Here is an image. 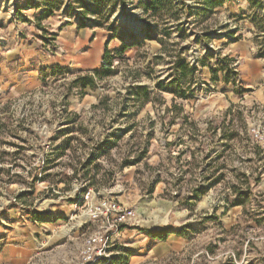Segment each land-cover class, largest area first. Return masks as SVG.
<instances>
[{
  "label": "rangeland",
  "instance_id": "obj_1",
  "mask_svg": "<svg viewBox=\"0 0 264 264\" xmlns=\"http://www.w3.org/2000/svg\"><path fill=\"white\" fill-rule=\"evenodd\" d=\"M174 1L178 19L154 20L140 0H0L11 74L0 87V253L12 254L0 264H91L83 245L102 222L85 212L103 201L135 213L109 264H264V149L251 136L264 106L239 81L242 55L264 59V0ZM71 24L94 30L88 64L99 70L59 41L54 27ZM123 45L135 46L116 74L96 76L106 47ZM157 83L167 92L150 104L128 101L129 87Z\"/></svg>",
  "mask_w": 264,
  "mask_h": 264
},
{
  "label": "trees",
  "instance_id": "obj_2",
  "mask_svg": "<svg viewBox=\"0 0 264 264\" xmlns=\"http://www.w3.org/2000/svg\"><path fill=\"white\" fill-rule=\"evenodd\" d=\"M143 1L144 0H140L141 4L143 5V8H144L145 16H148L154 20L155 19H161L163 17L162 14L171 15V17L174 19H178V17H179L178 12L176 11L177 7L175 5L174 0H146L147 3H145V4H143ZM203 2L205 5V8L209 9V10L214 9V8L222 5V3H220L217 0H203ZM46 17H47V15H45L41 19H45ZM147 28L151 29L152 25L148 24ZM169 35L170 34L167 31L165 33V36H169ZM146 39L152 40L150 37V33H148ZM134 46L135 45H131V46L123 45L120 50H115V51H109L108 47H106V52H105V56L103 59L104 65H103L102 71H101V73H97L96 76H98L99 78H103V77H109V76L115 75L116 72L113 71L114 59L117 58L120 60H125V54H126L127 50L131 49ZM162 50H163V52H165L164 48ZM185 67H187L186 64L182 63L181 68L185 69ZM78 81L82 83L83 89H86V88L94 89L96 87L95 79L92 77L80 78V79H78ZM128 91H129V94H128V101L129 102L135 103L136 105H140L141 107H145L146 105L150 104L155 99V97L157 95L156 91L159 93L167 92V88L164 87L162 83H157L155 85L154 90H152L148 86L140 85V86L129 87ZM175 108L177 109L178 114L183 112L182 108H179L178 106H175ZM209 124L212 125L213 122H210ZM231 126H232V124L229 126L230 128L223 130V134H224L223 138L227 139L229 141H232L233 139L238 137V133H236V131H234L231 128ZM208 130L213 131V135H216L218 133L219 128L218 127H215V128L211 127ZM92 163H93L92 161L88 162L87 164H85V167L88 168ZM86 177H88V178L90 177V171H86ZM35 180L37 181L38 179H35ZM89 181H91L92 183L95 182V180L93 181V178H91V177H90ZM93 185H94V183H93ZM169 234L170 233L168 231H166L164 233H159V234L154 235V238L165 241Z\"/></svg>",
  "mask_w": 264,
  "mask_h": 264
},
{
  "label": "crops",
  "instance_id": "obj_3",
  "mask_svg": "<svg viewBox=\"0 0 264 264\" xmlns=\"http://www.w3.org/2000/svg\"><path fill=\"white\" fill-rule=\"evenodd\" d=\"M58 32V39L62 42L65 47H68L70 50H74L77 53L80 52L78 49H82L83 53L81 54L82 63L87 72L99 70V68H93L89 65V61L93 58V52L95 50V45L98 42V37L94 35V30L89 28H79L76 24H71L67 26L59 25V27H54ZM11 32V31H9ZM9 40V39H8ZM6 41L5 44H9V41ZM245 58L246 66L244 67L243 77L239 78L240 83H242L246 89L248 97L247 100L253 103L262 104L264 106V59L258 58L254 50L251 53L242 55L241 60ZM103 59V57H102ZM9 58L6 57L0 58V87L4 88L5 77H9L10 74V62ZM80 65V64H77ZM10 247V246H9ZM12 253L16 249L21 247L11 246ZM3 253V254H2ZM0 253V262L1 261H10L12 260V254L4 255V252Z\"/></svg>",
  "mask_w": 264,
  "mask_h": 264
},
{
  "label": "built area",
  "instance_id": "obj_4",
  "mask_svg": "<svg viewBox=\"0 0 264 264\" xmlns=\"http://www.w3.org/2000/svg\"><path fill=\"white\" fill-rule=\"evenodd\" d=\"M251 136L256 143L264 149V123L256 124L252 127ZM88 193L85 197L89 199ZM86 216L89 218L88 223L92 221H101L102 226L94 233L86 237L82 255L86 258V262L94 264L97 255L100 259H108L106 264L111 262L110 257L107 256L110 243L114 241V235H118L121 228L128 224L135 217V213L129 209L122 208L116 202L103 201L95 205H91L86 210Z\"/></svg>",
  "mask_w": 264,
  "mask_h": 264
}]
</instances>
